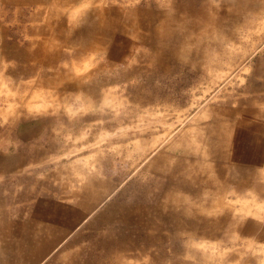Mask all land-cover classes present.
Returning a JSON list of instances; mask_svg holds the SVG:
<instances>
[{
  "label": "rangeland",
  "instance_id": "374dc122",
  "mask_svg": "<svg viewBox=\"0 0 264 264\" xmlns=\"http://www.w3.org/2000/svg\"><path fill=\"white\" fill-rule=\"evenodd\" d=\"M6 1L0 220L39 172L58 245L0 264H264V0Z\"/></svg>",
  "mask_w": 264,
  "mask_h": 264
},
{
  "label": "crops",
  "instance_id": "0c3cea01",
  "mask_svg": "<svg viewBox=\"0 0 264 264\" xmlns=\"http://www.w3.org/2000/svg\"><path fill=\"white\" fill-rule=\"evenodd\" d=\"M28 4H40V0H22L20 2V4L26 2ZM16 5L18 4V1H16ZM37 3V4H36ZM11 3L6 1V0H0V5H2V7H8V5H10ZM100 24V22H98ZM97 24V23H96ZM101 27V25L99 26ZM98 27V28H99ZM223 122L220 123V126L222 125ZM219 145H217L216 147H218ZM214 147V149L216 148ZM234 147V144H233ZM233 147H230L228 149V147H225L224 150L228 149L229 150V155H232V151H233ZM212 150H214L212 147H210ZM210 148L208 149V151H205L202 155V157H210L211 154L213 155L212 151H210ZM242 148H240L241 151ZM223 148L220 146V152L214 150V152H217L213 158H215V160L213 161H218V159L222 160L223 159V153L221 154V152L224 151ZM231 150V151H230ZM242 153V152H241ZM240 152H238L237 157L234 160H228L231 161L232 163H239V154H241ZM219 155L221 157H219ZM227 155V154H225ZM235 161V162H234ZM239 165V164H237ZM27 167V166H26ZM240 169V168H239ZM27 170V169H26ZM19 177H20V181H23L25 184L19 185V188H22L29 191V196H26L25 198H22V201L24 204H26L28 206V208H31V211L27 214L24 212V215H22V217H20L18 222L12 221V218H6L2 220H0V254L4 255L7 253V251L4 249V246H6L7 244H12V245H17V246H37V247H41V246H55L58 245V241H57V222L55 223L54 227H51V221H50V216L49 214L47 216H39V211H35L34 212V207L36 205L37 202V197L33 196V194L35 193V191L39 192L41 189H43V176L38 172L34 171H29L23 174V176L19 173ZM70 178H72V176H69ZM68 178V176H67ZM69 180V179H67ZM45 186H47L49 184V182H46V179L44 181ZM237 186V185H236ZM234 186V187H236ZM4 187V186H3ZM6 189V188H4ZM46 189H44L45 191ZM47 192H49V190H46ZM5 194L8 193L7 191H3ZM6 198H4L2 196V200H0V215L3 211V209L5 208L6 205ZM30 206V207H29ZM33 210V211H32ZM8 215V214H7ZM62 220L65 222L66 219L62 217ZM24 252V250L22 251Z\"/></svg>",
  "mask_w": 264,
  "mask_h": 264
},
{
  "label": "bare ground",
  "instance_id": "6f19581e",
  "mask_svg": "<svg viewBox=\"0 0 264 264\" xmlns=\"http://www.w3.org/2000/svg\"><path fill=\"white\" fill-rule=\"evenodd\" d=\"M244 183V182H242ZM246 185V184H245ZM248 186V185H247ZM254 191L259 195V196H264V186L260 185H255ZM130 226V225H129ZM255 227V226H254ZM248 229V227H246ZM100 259V258H99Z\"/></svg>",
  "mask_w": 264,
  "mask_h": 264
}]
</instances>
